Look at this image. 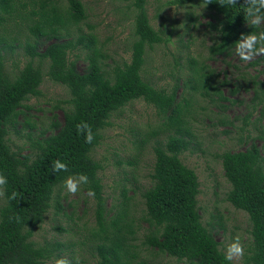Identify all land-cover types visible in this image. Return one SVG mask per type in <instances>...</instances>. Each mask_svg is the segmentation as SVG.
<instances>
[{
  "label": "trees",
  "instance_id": "obj_1",
  "mask_svg": "<svg viewBox=\"0 0 264 264\" xmlns=\"http://www.w3.org/2000/svg\"><path fill=\"white\" fill-rule=\"evenodd\" d=\"M19 1L0 0V28L5 30L3 25L7 19L15 17L14 21L19 20L17 30L31 37L24 47L28 60L13 78L4 71L7 54L4 50H12V42L0 48V174L7 179L4 203L0 207V264H43L52 259L54 252L55 257L59 256L61 243L38 245L32 237L51 207L55 215L63 213L58 193L66 177L78 174L88 177L89 183L81 186L85 193L89 189L95 193L91 197L95 224L86 236L93 264H146L138 260L139 251L134 245L136 232L126 213L125 190L114 213L105 209L98 178L102 165L92 158L93 150L102 139L101 131L110 126L112 115L137 100L153 106L163 116L160 131L165 134L164 141L155 142L153 147L151 182L142 192L145 221L151 228L143 244L185 264H235L225 259L213 234L202 224L197 205V176L180 159L182 153L195 147L191 145L195 136L190 125V98L199 94L211 101L213 95L226 100L221 97V89L229 86L226 73H222L224 78L219 81L221 73L214 74L205 65L190 69L192 78L183 83V91L187 94L189 90L190 98L178 95L180 79L170 91L144 81L141 71L146 49L169 42L161 30L151 26L145 0L133 3L135 39L130 46V59L111 72L103 69L104 56L96 46L95 36H71L74 26L86 19L80 0H66L65 7L54 0H28L29 4ZM167 4L199 5L213 12L215 23L208 24L213 34L206 47L210 61L232 55L242 34L264 31V23L259 27L249 23L244 13L245 0L225 6L218 0H167ZM15 39L11 37L12 41ZM5 40L1 33L0 43ZM79 49L87 51L81 70L69 58L70 53ZM35 59L48 61L46 76L64 86L70 96L65 101L67 109H62V121L54 116L49 127L38 134L32 132L35 126L28 116L30 107L25 104L30 98L40 96L43 73L33 64ZM187 63L194 66L195 60L188 59ZM261 63L264 64V55L249 66ZM261 73L264 74V68ZM251 83L254 87L251 103L257 106L260 86L263 93L264 83L254 79ZM236 91L237 88L229 90L232 94ZM81 122L92 129L91 143H86L85 135L77 130ZM219 123L227 124L223 119ZM23 130L22 136L29 141L27 152H13L8 135ZM144 142L145 139L140 141L136 149ZM217 157L230 185L226 200L245 212L250 223L251 244L243 264H264V152L251 143L245 150L226 151ZM56 160L66 163L68 171L52 172ZM14 191L18 196L11 200L9 197Z\"/></svg>",
  "mask_w": 264,
  "mask_h": 264
},
{
  "label": "rangeland",
  "instance_id": "obj_2",
  "mask_svg": "<svg viewBox=\"0 0 264 264\" xmlns=\"http://www.w3.org/2000/svg\"><path fill=\"white\" fill-rule=\"evenodd\" d=\"M23 1L19 2L29 4L28 0ZM54 1L62 7L67 5L66 0ZM134 1L80 0L86 19L74 26L71 36H95L96 46L104 56L103 69L106 72H111L114 67L121 66L130 59V46L135 39ZM145 9L151 26L156 31L161 30L163 38H168L169 42L146 49L145 63L141 71L144 81L156 88L170 91L177 79H180L178 95L187 98L189 90H186L187 94L183 91V83L192 78V68L205 65L214 74L221 73L219 81L224 78L222 73H226V79L229 80V86L221 89V97L226 100H220L217 95L212 96L213 101L200 97L199 94L189 97L192 110L190 125L195 136L191 145L195 147L182 153L180 159L197 176V205L202 224L213 234L222 252L234 237L239 236L245 256L251 244L250 223L245 212L235 209L226 200L230 185L223 175L221 160L217 155L226 151L245 150L251 143L264 152L262 86L256 100L258 105L251 103L254 97L251 81L254 79L264 83V74L261 73L264 64L249 66L261 55L245 62L240 60L235 51L228 57H218L215 61H210L207 59L206 47L213 34L208 27L209 23H215L213 12L199 5H168L167 0H145ZM13 19H7L4 23L5 30L0 28V34L6 39L0 43V48L10 42L13 45L12 50H4L7 52L4 71L10 78L27 62L24 47L31 39L26 33L21 35L16 27L19 20ZM11 37L16 39L12 41ZM86 52L79 49L69 54V58L76 61L79 70L85 65L83 59ZM188 59L195 60V65L187 63ZM33 64L40 67L43 81L39 87L40 96L30 98L25 104L30 107L28 116L35 126L32 132L38 134L49 127L54 116L62 121V109H67L68 104L65 101L70 96L64 86L53 83L46 76L48 61L35 59ZM233 88H237L234 94L229 92ZM56 106L58 109H54ZM222 119L227 124L221 125L219 122ZM109 122L110 126L101 131L100 144L92 152V158L102 165L98 178L103 188L105 209L114 213L125 190L128 198L126 213L136 232L134 245L139 251L138 260L146 264H185L143 244L151 228L145 221L142 192L151 182L155 142H163L165 139V134L160 131L164 122L163 116L153 106L137 100L114 113ZM16 129H20V126ZM23 133L24 130L19 134L12 131L8 135V144L13 152H27L29 141L22 136ZM143 139L145 142L136 149V145ZM58 195L63 213L55 215V209L51 207L32 237L38 245L61 243L59 256L55 257L57 253L54 252L52 259L43 264H55V260L60 257H66L70 264H93L91 251L86 246V236L88 229L95 224L94 201L82 187L75 196L68 194L64 187ZM3 203L2 197L0 207ZM244 256L232 262L243 264Z\"/></svg>",
  "mask_w": 264,
  "mask_h": 264
},
{
  "label": "clouds",
  "instance_id": "obj_3",
  "mask_svg": "<svg viewBox=\"0 0 264 264\" xmlns=\"http://www.w3.org/2000/svg\"><path fill=\"white\" fill-rule=\"evenodd\" d=\"M218 3L222 6L226 4L234 5L236 4V0H218ZM244 13L252 26L259 27L264 23V0H245ZM236 54L240 60L245 62L251 61L257 55H264V31L250 32L247 35L242 34L236 42ZM77 130L85 135L86 143L92 142V129L87 123L81 122L77 125ZM59 171H68V166L61 160H56L53 162L52 172ZM88 183V177L84 174L69 175L64 180V188L68 194L75 196L81 191V186L87 185ZM6 184V177L0 174V198L5 196L6 189L4 186ZM87 195L94 197L95 193L89 189ZM17 196L18 193L14 191L9 199L15 200ZM224 256L228 261L239 260L244 256V247L239 236L234 237L226 245ZM55 264H70V262L66 257H60L55 260Z\"/></svg>",
  "mask_w": 264,
  "mask_h": 264
}]
</instances>
